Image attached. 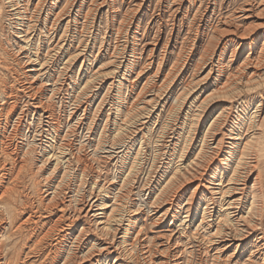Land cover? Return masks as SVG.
<instances>
[{
	"label": "bare ground",
	"instance_id": "1",
	"mask_svg": "<svg viewBox=\"0 0 264 264\" xmlns=\"http://www.w3.org/2000/svg\"><path fill=\"white\" fill-rule=\"evenodd\" d=\"M6 1L23 76L0 94V264H264V0H160L151 45L148 0Z\"/></svg>",
	"mask_w": 264,
	"mask_h": 264
},
{
	"label": "rangeland",
	"instance_id": "2",
	"mask_svg": "<svg viewBox=\"0 0 264 264\" xmlns=\"http://www.w3.org/2000/svg\"><path fill=\"white\" fill-rule=\"evenodd\" d=\"M129 1L130 0H118L117 1V8H118V10L121 13H124L125 10H127L128 8H130V9L131 8H134L133 5L136 4L135 2H140L141 0H134V2H133V0H131L132 2L131 1L129 2ZM238 1L239 0H237V2ZM6 2H7L6 0L5 1L4 0H0V4L3 3V4H5V6H6ZM237 2L235 1L231 5V3H232L231 1L228 2L227 0L226 1L225 0H219V5H221L222 9L223 8L225 9V7H226V9L228 10V9L234 8L233 6H236L239 3V2L238 3ZM146 3L147 4H146L145 7H147L148 10L146 12L147 14L145 13L144 18H143L142 33L145 36L147 35L146 36V40H148L147 43L148 44L150 43V45H151L153 43L152 39L154 38L153 37L154 36V32L156 31V28L158 27V25L155 24L156 21H157V17H159V14L165 12L164 11L165 9L160 6V0H148ZM128 4L131 5V7H129ZM226 4H228V5H226ZM6 7H8V5ZM150 7H152V8L150 9ZM170 7H171V5L169 3L168 4V8H170ZM171 8H173V7H171ZM185 8L187 9V13L185 11L186 10ZM185 8H183V10H181L180 11V14H179V15L184 14L185 16L187 15V17H186L187 18L186 19L187 21L185 23V26L183 28H181L180 27V21H178V23H177L178 24L177 25V31L178 32L176 31L175 34L172 36V40H174L175 42L177 41V43H179L178 44L179 46L180 45H191V44H193V42L196 40V37H197V31H198L197 28H198V25H199V23H198L199 20L198 19L195 20L196 22L195 21H192L193 18H194V16H192V15L195 14V12L193 11V7L191 8V6H188L187 5ZM9 9L10 8L6 9L7 11L4 14L5 18L3 20V25L0 28V32L1 33L3 32L4 34L5 33H9V30H10L9 29L10 26L8 24V20L11 19V16L9 17V15H8V10ZM222 9H221V11L224 13L225 10L223 11ZM166 12H168V9L166 10ZM169 16L170 15L168 14L166 20H169L170 19ZM182 16L183 15H181L180 17H182ZM178 20H179V18H178ZM192 22H193V25H192ZM190 29H192V30H190ZM150 31H152V33ZM164 32H165L164 33V37H166V35L167 36H170V34H171V24L169 26L168 25H164ZM1 33H0V94L5 97V96H8L11 93L12 94H16V95L18 94V92H19V90H18V86H19L18 83L19 82L18 81L20 80L21 75L23 76V71L21 69V66L19 65V60H17V55H15V53L13 51V48H11V47H9V45H7V43L5 42V40H3V38L1 37ZM176 36H177V38L180 37L179 40L176 38ZM162 40L160 41L159 50H158L157 55H156L157 58H159V56L161 54V51L163 50L162 47L164 46V40H165V38L162 39ZM170 52H171V56H172L171 57V60H170V66H171V65H173L176 62L178 51H177V53L174 50L173 51H170ZM201 54H202V51L199 50L198 56L196 58V62L197 63H199ZM200 73L201 72H199V74ZM199 74L197 73L196 77ZM66 97L68 98V96H66ZM55 107H57L56 110L58 111L59 106L58 105L57 106L55 105ZM153 151L154 150H152L151 153L147 154L146 156L142 157V162L140 164H141V170H142L143 174H145V173L148 172L147 171V168L150 169V164H151L150 162H151V159H152ZM36 184L38 185V181L36 182L31 177H29L26 180V184L24 185V187H22L24 193L22 192V189H21V193H22L21 198L23 197L22 198L23 200L20 199V201L23 202L22 204H25L27 201L30 202V203L33 202V204H37L38 203V198L37 197H39L40 192H39V189H38L39 186H37ZM22 204H20V205H22ZM14 238L15 237H13L12 239H14ZM15 242H17L15 244V247L16 248L14 250V253L16 255V253L20 252V250H21V244H20V241L19 240L15 241ZM184 242H186V241H182V243L180 242V245H182L181 247H185L186 243H184ZM23 244H25V242ZM50 247L51 246H50L49 242L47 241L43 245V250L44 251H47L48 249H50ZM190 247H192V246H190ZM197 252L198 251H196V254L194 256L192 255L193 258L195 257L193 259V262L195 263V261H196L195 264H201L200 263V258H199V253H197ZM239 255H241V253H239ZM245 259L246 258L244 257V260ZM184 260H185V258H184ZM49 262L50 261H47L46 264H49Z\"/></svg>",
	"mask_w": 264,
	"mask_h": 264
}]
</instances>
